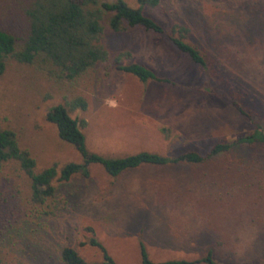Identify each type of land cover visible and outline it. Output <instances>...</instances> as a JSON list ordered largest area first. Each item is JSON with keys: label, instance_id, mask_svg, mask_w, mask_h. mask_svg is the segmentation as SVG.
Masks as SVG:
<instances>
[{"label": "rangeland", "instance_id": "374dc122", "mask_svg": "<svg viewBox=\"0 0 264 264\" xmlns=\"http://www.w3.org/2000/svg\"><path fill=\"white\" fill-rule=\"evenodd\" d=\"M122 1L137 7L135 0ZM29 2L0 0V29L18 39L16 51ZM142 12L165 32L173 25L187 28L185 42L197 47L205 72L166 35L138 28L113 33L105 21L100 43L108 58L77 78L57 79L39 61L6 58L0 130L14 134L18 148L33 159L34 172L54 165L58 173L80 163L45 120L51 108L76 97L86 107L68 116L84 122L79 130L87 151L108 159L139 152L204 155L214 144L254 131L235 105L264 131V0H160ZM117 55L121 65H143L173 84L139 83L116 69ZM109 98L119 106L109 107ZM87 170V178H55L53 197L38 205L30 201V182L18 162L0 166V264H62L64 247L86 264H101L100 252L87 244L90 237L102 238L115 264H139V243L154 263L190 261L212 250L218 264H264V145L195 165L144 166L116 179L97 165ZM143 175L153 176L155 187L125 193ZM165 177L173 181L170 188Z\"/></svg>", "mask_w": 264, "mask_h": 264}, {"label": "trees", "instance_id": "16d2710c", "mask_svg": "<svg viewBox=\"0 0 264 264\" xmlns=\"http://www.w3.org/2000/svg\"><path fill=\"white\" fill-rule=\"evenodd\" d=\"M159 1L135 0L137 7L133 9L122 0H115L112 3L102 0H30L24 11L27 25L20 39L19 50H15L18 39L0 29V76L4 71L6 58L11 57L16 62L24 64L39 61L42 65L51 67L53 71H49V75L52 74L57 79L77 78L108 58L100 43L103 21L113 33L138 28L156 35L164 34L176 51L187 56L194 65L205 72L206 64L197 47L185 42L189 34L187 28L173 25L168 32H165L159 24L143 14L144 8L152 9L159 4ZM120 57L121 55H117L113 58L116 69L132 76L139 83L153 81L173 84L168 79L155 75L143 65L137 63L121 65ZM235 106L241 114L252 121L254 131L227 143L214 144L204 155L188 151L177 156L164 157L154 153L139 152L108 159L87 151L84 136L79 130L84 122L78 123L68 116V112L75 109L84 110L86 107L85 101L76 97L65 101L63 105L51 108L46 113L45 120L55 127L59 140L74 148L80 157V163H68L58 173L54 165L36 173L33 159L26 151L18 148L14 134L9 130H0V166L8 161L18 162L30 182V201L42 205L54 195L51 182L55 178L63 183L68 182L76 174L87 178V168L90 165L101 167L107 176L116 179L122 173L142 166L195 165L231 150L238 151L252 145H264V131L249 115ZM87 244L100 252L101 264H115L94 237H90ZM138 252L139 264H218L213 258L212 250H207L202 257L190 261L178 259L158 263L149 260L142 243L138 244ZM59 260L62 264H86L70 247L60 250Z\"/></svg>", "mask_w": 264, "mask_h": 264}, {"label": "crops", "instance_id": "0c3cea01", "mask_svg": "<svg viewBox=\"0 0 264 264\" xmlns=\"http://www.w3.org/2000/svg\"><path fill=\"white\" fill-rule=\"evenodd\" d=\"M176 165V164H175ZM169 166H171V165H165V166H162V168H164V167H169ZM142 167H144V166H142ZM150 167H153V166H150ZM140 168V167H139ZM135 171L137 170V169H134ZM130 171H132V170H130ZM127 172H129V171H127ZM125 173V172H124ZM123 174V173H122ZM119 176H121V175H119ZM109 177V176H108ZM109 178H111V177H109ZM117 178H119V177H117ZM138 178H140V180H136V181H133L127 188L129 189L128 190V192L127 191H125V193H136V190H135V188H146L147 189V192H149L148 190H150V187H155V185H154V182H156L155 181V179L153 178V176H147V175H143V176H140V177H138ZM166 179H168V178H166L165 177V180ZM173 181L172 180H166V181H164V185H167L169 188H170V186L172 185L171 183H172ZM110 189H109V195H110V200H111V186L109 187ZM126 188V189H127ZM131 189V190H130ZM140 189V190H141ZM135 190V191H134ZM171 190V189H170ZM170 190H169V192H167L168 193V195L171 193L170 192ZM131 191V192H130ZM142 191V190H141ZM127 200H129V199H127ZM102 238H99L98 239V242L101 244V246L104 248V250L106 251V253L108 254V256L111 258V251L107 248V246H106V244L105 243H101L100 241H103V240H101ZM109 240H111V237H109Z\"/></svg>", "mask_w": 264, "mask_h": 264}, {"label": "clouds", "instance_id": "9594fccd", "mask_svg": "<svg viewBox=\"0 0 264 264\" xmlns=\"http://www.w3.org/2000/svg\"><path fill=\"white\" fill-rule=\"evenodd\" d=\"M105 102H106V103L108 104V106L111 107V108H116V107L119 106L118 103H117V101H116L115 99H112V98L107 99Z\"/></svg>", "mask_w": 264, "mask_h": 264}]
</instances>
